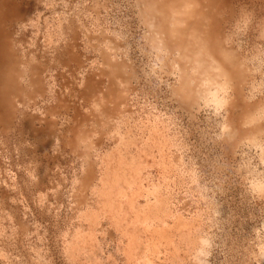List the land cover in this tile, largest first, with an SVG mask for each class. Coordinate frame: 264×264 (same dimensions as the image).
Segmentation results:
<instances>
[{
  "label": "rangeland",
  "instance_id": "374dc122",
  "mask_svg": "<svg viewBox=\"0 0 264 264\" xmlns=\"http://www.w3.org/2000/svg\"><path fill=\"white\" fill-rule=\"evenodd\" d=\"M9 1L0 264H264V0Z\"/></svg>",
  "mask_w": 264,
  "mask_h": 264
},
{
  "label": "bare ground",
  "instance_id": "6f19581e",
  "mask_svg": "<svg viewBox=\"0 0 264 264\" xmlns=\"http://www.w3.org/2000/svg\"><path fill=\"white\" fill-rule=\"evenodd\" d=\"M210 1H214V0H210ZM211 3H208V5L210 6ZM212 5V4H211ZM16 7L14 5H12V2L9 0H0V114H2L3 110L9 105L10 101H9V95L10 93L13 91V93L17 92V89H15L16 87H14V85L16 84V79L12 76V72L9 71L8 67L12 64V62H15L14 57L7 51L6 48V44L4 42V34L2 33V25L4 24V22H7L8 20H17V13H16ZM211 30L208 29V33L205 32L204 35V39L207 38V40H211L215 38V40H217L216 38V34L217 33V27L215 24H217L216 21L213 20V22H211ZM219 24V23H218ZM187 25H185L186 27ZM183 32H181V39H184V34L186 32V30H182ZM210 32V33H209ZM213 32V33H212ZM197 37H199V35H196ZM218 43L216 44V46H213V50L219 54L220 53V49L218 47ZM214 51L212 53L207 54V56H209V63H208V70H209V74L208 73H204L203 75H200L199 73L193 72V76H191V78L189 77L188 81L189 84H191V82H195V80H197L198 82L200 81V83L202 82L205 86V88H207L209 90V87H211L210 89L214 90L215 92H223L224 91V87L221 85H217L215 84V82L211 79L212 75L210 76V74L212 73H220L221 68L218 65V62L215 60V57L213 56L215 53ZM185 57V56H183ZM183 57L181 59H183ZM217 59V58H216ZM226 60L228 63L231 64V61L226 57ZM220 63V62H219ZM218 72V73H217ZM6 74V75H5ZM196 74V75H195ZM220 75V74H218ZM206 76L205 78H200ZM234 76L235 80L238 81L239 79L242 78L241 74L239 71H235L234 72ZM231 76V77H232ZM241 76V77H240ZM181 78L183 83H184V87L185 89L186 87V81L187 79L185 78V76H182ZM234 80V79H233ZM188 90V91H187ZM186 90V94H191V90L189 88H187ZM184 91V90H183ZM194 94V98H197L198 96H200V98L204 95L203 93H195L192 92ZM185 94V93H184ZM185 97V96H184ZM188 97V96H187ZM186 98V97H185ZM188 101V100H187ZM186 101V102H187ZM214 103L217 104V102H220L219 99L214 98L213 99ZM264 150V149H263Z\"/></svg>",
  "mask_w": 264,
  "mask_h": 264
},
{
  "label": "clouds",
  "instance_id": "9594fccd",
  "mask_svg": "<svg viewBox=\"0 0 264 264\" xmlns=\"http://www.w3.org/2000/svg\"><path fill=\"white\" fill-rule=\"evenodd\" d=\"M202 244L205 246V248H210V247H211L210 242L207 241V240H203V241H202ZM199 255H200V256H205V257H206V256L210 255V252H205V251L201 250V252L199 253ZM197 264H205V261H204V260H199V261L197 262Z\"/></svg>",
  "mask_w": 264,
  "mask_h": 264
}]
</instances>
